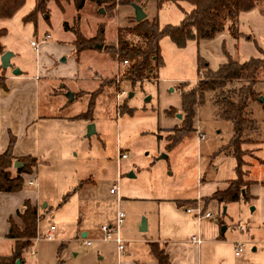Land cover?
Listing matches in <instances>:
<instances>
[{"label":"rangeland","instance_id":"374dc122","mask_svg":"<svg viewBox=\"0 0 264 264\" xmlns=\"http://www.w3.org/2000/svg\"><path fill=\"white\" fill-rule=\"evenodd\" d=\"M159 2L161 0H142L141 7L145 18H157L160 26L178 24L184 17L182 9L187 11L192 7L185 1L179 2L182 9L171 1H163L158 6ZM31 4V0H26L22 9L17 10L16 19L12 21L14 26L20 19V13ZM104 5L86 0L76 22L77 11L72 2H63L61 10L51 0L48 3V20L38 13L35 23H25V31L13 30L5 39L6 50L13 53L14 47L18 50L9 69L18 67L30 71L37 53L30 44L31 39L39 40L49 34L38 64L42 71L52 75V89L65 90L62 94L70 100L65 113L79 116L87 111L93 98L91 119H71L60 132L67 149L63 160L42 166L39 186L28 187L23 182L24 188L38 187L41 204L46 202L47 205L38 208L37 238L23 253L20 264H120L129 260L125 255L118 260L116 244L103 242L99 231L101 225L114 221L117 210L125 213L119 236L124 241L137 238L133 241H139L141 250L147 245L145 239L156 225L160 202L198 196L200 168L203 178L214 176L222 182L227 176L229 162H235L234 159L222 161L225 159L224 148L232 136V127L215 115L217 106L210 104V108L204 106L203 109L195 106L194 120L200 121V128L193 120L194 132L173 148H167V135L182 124L176 114L171 116L166 112L176 106L173 107L176 112L182 113L178 86L183 82L196 83L198 56L205 57L211 66L217 64L218 47L201 48L197 40L191 39L183 48H178L168 36H164L160 40L163 66L158 70V77L136 81L132 86L131 81L124 78L129 63L119 61L110 47L116 45L119 28L134 25V8L132 5L114 8ZM64 22L69 28L79 25L86 37L96 35L100 38L98 28L103 27V37L99 41L101 48L78 52L73 42L75 34L64 29ZM127 37L130 41L135 39L130 34ZM46 89H49L47 85L42 91ZM254 89L258 96L261 95L258 90L264 96V79H260ZM121 90H125L126 95L117 98ZM73 91L77 93L71 100L68 92ZM209 99H212L211 95H208L206 103ZM251 104L253 111L257 109L256 114L251 115L257 119L253 118L256 122V129L251 133L253 146L259 139L264 140V101L257 99ZM89 124L94 125L90 134L87 133ZM199 131L203 138L199 137ZM258 148H261L260 152L247 151L253 154L243 156L247 162H253L254 156L263 159L261 164L253 167L249 177L257 181L251 188L255 190L254 196L226 203L215 201L209 206L210 210L202 207L212 214L210 221L215 224L219 239L234 246L243 243L239 255L226 251L224 258L228 264H264V142ZM122 153L128 154L127 157L121 158ZM163 153L167 157H161ZM245 168L250 170L248 166ZM115 187L117 192L110 193V189ZM194 202L200 201L190 200L186 206H192ZM202 222V225L206 223ZM143 223L148 225L147 230H140ZM50 225L56 227L51 240L45 235ZM83 231L87 232L85 239L91 240L90 245L82 240ZM206 235L207 239L212 238ZM10 251V242L1 239V256H9Z\"/></svg>","mask_w":264,"mask_h":264},{"label":"trees","instance_id":"16d2710c","mask_svg":"<svg viewBox=\"0 0 264 264\" xmlns=\"http://www.w3.org/2000/svg\"><path fill=\"white\" fill-rule=\"evenodd\" d=\"M51 0H35L34 8L26 14L22 21L24 23L36 22L38 13L45 15L49 19L48 3ZM62 10L63 2H72L77 13L74 20L79 21L80 11L86 0H52ZM98 5L105 3L108 7L114 8L117 5L139 4L142 0H95ZM174 2L180 7L179 2H188L192 7L184 12L183 19L178 24H166L160 26L157 18L148 20L144 18L134 21V25L127 28H119L116 33V45H112V50L119 61L126 60L129 63L124 73V78L131 81L132 86L136 81L156 79L158 70L163 66L160 40L168 36L174 45L183 48L188 40L212 39L222 32L227 25L229 33L238 38L241 32L237 27L238 14L242 11H249L255 8L263 0H161ZM25 0H0V19L11 17L19 9ZM104 5V6H105ZM79 11V12H78ZM104 11V10H103ZM65 30H71L75 34V49L82 50L96 48V44L102 45L103 27L98 28V36L86 37L80 30L79 25L69 28L67 23H63ZM7 34L5 28L0 27V38ZM127 34L132 35L134 40H129ZM5 51L0 41V55ZM2 68V67H1ZM2 70H6L3 69ZM264 79V49L259 48V56L240 62L227 54V61L219 65L216 69H211L207 62L198 56L197 81L194 84L183 82L180 84L179 92L181 99V125L173 128L167 135V148H173L178 142L190 136L194 132L193 120L195 117V106H202L206 103L208 95H211L212 103L217 106V116L231 124L232 136L229 143L224 148L226 153L234 157L236 161V177L228 181V185L223 190H217L213 194L204 198L205 204L211 200L221 203L237 201L241 197L248 198V187L253 183L246 180L247 174L244 170L245 161L243 156L247 150L242 146L251 144L254 141L251 133L256 129L255 120L248 116L247 109L249 103L258 99L254 87L256 83ZM0 85L2 80L0 78ZM93 98L90 99L86 112L77 118L91 119ZM168 115L177 114L175 108L170 107ZM15 137L11 134L7 149L0 154V192H16L23 187L24 179L21 173H30L36 160L32 157L20 159L22 166L16 168V174L11 175L9 168L13 166L14 158L12 148ZM242 189L244 192L242 193ZM67 194L65 197H67ZM65 200V198H64ZM63 200V201H64ZM188 201H179L182 205ZM25 208L20 213L23 227L20 228L11 222L8 238L13 239L12 252L7 257L0 256V264H16L22 262V255L33 245L37 237V224L39 213L29 200L24 202ZM151 251L157 264H170L169 257L163 246L151 243Z\"/></svg>","mask_w":264,"mask_h":264},{"label":"crops","instance_id":"0c3cea01","mask_svg":"<svg viewBox=\"0 0 264 264\" xmlns=\"http://www.w3.org/2000/svg\"><path fill=\"white\" fill-rule=\"evenodd\" d=\"M25 2L20 7L21 9L25 5ZM31 2L32 4L25 11L20 13V16L18 17L20 19L16 20V26L13 25L12 21L16 19L14 15H16L18 11H15V13L9 18L0 19V27L7 30V34L0 38L1 44L5 50L8 48L6 47L7 44L5 39L11 36L13 30L25 31V23L22 21V18L27 13V10L34 8L35 0H31ZM43 17L46 19L45 16ZM237 20V27L241 32V36L238 38H234L229 33L226 25V28L214 38L198 41L201 48L211 46L218 47V54L220 55L217 56V64H212L211 66L207 61V64L211 69H216L219 65L225 63L227 61V54L230 57L243 62L251 57L259 56V48L264 49V0L251 10L240 12ZM32 40L33 39H31V41ZM46 44V42L42 43L35 50L37 53L33 67H30V71H25V69L19 68L21 73L15 75L9 68L4 71L0 68V78L3 85H0V154L7 149L10 135L12 134L15 137V142L12 148L14 161H20V159L25 157H32L36 160L31 172L21 173V176L23 179L29 178L30 175L37 177L38 186L40 185L38 176L39 172L42 170V166L48 165L54 160L61 161L63 160V157H65L67 149L64 146L60 132L63 130V127L66 128L68 126L67 123H69L71 119L77 118V115L72 117L70 114L65 113L67 102L70 101L66 96L64 98L62 94L65 93V90L63 89L62 92L57 89H52V75L47 71H42L38 64L42 49ZM16 48L17 47L13 48L14 53L11 60L15 58V54H18ZM239 53L242 54L239 56ZM200 57L206 60L205 57ZM46 85L49 89H46L43 92L42 88ZM62 87L64 88L65 85H62ZM258 91L261 93L258 100L261 98L259 102H263L264 96L260 90ZM76 93V91H73L72 99L76 97ZM179 101L181 103V99H179ZM252 102L249 103L247 109L248 116L250 117L253 116V113L256 114L257 110H252ZM209 104L215 106L209 99V102L200 108L203 109L204 106L209 107ZM200 108H198V110ZM215 115L217 116V113H215ZM195 119L196 120L194 121L198 124L197 126L201 125L200 121L198 123L197 118ZM254 119L257 120L256 118ZM196 124H194V127H196ZM258 124L260 125V123ZM170 126L172 125H166L165 127ZM199 133L201 132L199 131ZM263 142L264 140L259 139L253 144V146L252 144H246V147L243 148L253 153L260 152L261 148L258 147ZM250 152H246L245 155L249 156L253 154ZM223 155L225 156V159L222 161H232L231 159H234V157L226 153V150H224ZM243 160L245 161L244 170L247 172L244 178L250 180L249 177L251 170L255 165L261 164L263 159L254 156V158H252L253 162H247L245 159ZM229 163V169L226 172L227 176L222 179V182H218L214 176H211L209 179L203 178L201 168L198 165L200 168L198 179L200 182L198 190L199 195L196 197H180L160 202L156 213V225L149 237L145 239L147 245L142 246L143 249L140 250L139 241H133L137 240V238L126 240L125 251L119 256L115 246L118 260L122 255H125L126 258L129 259L121 261L120 264H157L151 251V243H157L164 247L165 252L169 257L170 264H228V261L224 256L227 250L234 252V245L223 242L217 237L215 224H212L210 220H197L192 214L186 213L184 208L188 202L183 203L182 205H179L178 202L199 200L203 208L209 209V206L216 200H211L205 204L203 198L211 195L217 190L225 189L228 185V181L236 177V161L234 164L233 162ZM246 166H248L250 170L246 169ZM9 170L11 175L16 174V168L14 166L9 168ZM251 181H253V183L248 187V194L253 197L254 195H252V193H255V190H252L251 188L257 183V181L253 179H251ZM81 186L83 185L81 184ZM38 190V187L37 189H27L22 187L21 190L16 192H0V240L6 239L10 242V252H12L14 241L13 239L8 238L7 234L11 222L20 228L23 227L20 213H22L25 208L24 202L29 200L31 205L35 206L37 210L41 205L43 208L47 205L46 202L41 204L42 200L40 196H38ZM195 203L196 202H194V204ZM262 209L264 210V205L262 206ZM203 220L206 223L202 225ZM145 226V230H147L148 225L146 224ZM49 228L50 226L46 230L45 235L49 232ZM55 230L56 227H54L53 231ZM193 234H199L201 241H190L189 237ZM206 234L210 235L212 238L207 239ZM86 236L87 232L83 231L81 233L82 240H84ZM87 240L89 239H85V241ZM113 243L115 242L113 241ZM127 252L130 253L127 254ZM134 252H143V254H136Z\"/></svg>","mask_w":264,"mask_h":264},{"label":"built area","instance_id":"2783aa9c","mask_svg":"<svg viewBox=\"0 0 264 264\" xmlns=\"http://www.w3.org/2000/svg\"><path fill=\"white\" fill-rule=\"evenodd\" d=\"M49 37H50V35L46 33L39 40H37V39L32 40L31 45L35 49H37L39 47V45L44 43ZM123 63H127V61L124 60ZM124 95H126V91L121 90L117 94V98H120ZM199 136H200V138H203V134H199ZM127 155L128 154H126V153H122L120 155V157L126 158ZM24 184L26 186H38V179L35 176H33L31 178H26L24 181ZM116 192H117L116 187L110 189V193L113 194ZM184 209H185L186 213L192 214L197 220H202V219L211 220V218H212V214L209 212H205L203 210L200 202H196L195 204H193L192 206H189V207L185 206ZM124 217H125V213L119 209L115 213V218H114L113 222L103 224L99 228L102 241H114L115 242L118 256L120 254H123L125 251V248H126L125 241L119 236V230H120V227L124 221ZM54 227H55L54 225H50L49 232L46 234V238L49 240H51L53 238ZM240 229L242 230L243 227L241 226ZM189 239L192 242H200L201 241V237L199 234H193L189 237ZM84 243H86L87 245H90L91 241L87 240ZM242 245H243L242 242L236 243V245L234 246V254L235 255H239Z\"/></svg>","mask_w":264,"mask_h":264},{"label":"water","instance_id":"95a60500","mask_svg":"<svg viewBox=\"0 0 264 264\" xmlns=\"http://www.w3.org/2000/svg\"><path fill=\"white\" fill-rule=\"evenodd\" d=\"M133 8H134V13H135V20L136 21H140L142 19H144L146 17V14L145 12L143 11L142 7L139 5V4H132ZM101 11H103V9L101 8ZM97 48H101V45L98 44L96 46ZM13 57V52L10 51V50H5L1 55H0V62H1V67L3 69H7V68H11L12 67V64H11V58ZM12 73L15 74V75H18L21 73V70L18 68V67H14L12 68ZM132 93L129 94V96H131ZM68 96L70 99L73 98V94L68 92ZM259 100H261V98H259ZM177 118H181V113H177L176 114ZM94 131V125L93 124H89L88 125V130H87V133L90 134L91 132ZM161 157L165 158L167 157V154L166 153H163L161 154ZM23 165V162L22 161H18V160H15L13 162V166L15 168H18L19 166H22ZM132 175V174H131ZM244 192V189H242V193ZM146 229V226H145V223H143L140 227V230H145ZM223 230L225 229V227L222 228ZM84 235V234H83ZM16 264H20V261L17 260L16 261Z\"/></svg>","mask_w":264,"mask_h":264}]
</instances>
